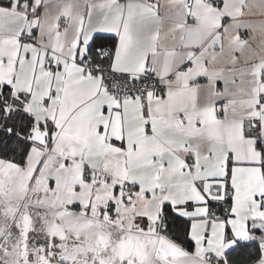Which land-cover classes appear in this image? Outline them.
Segmentation results:
<instances>
[{
	"label": "snow or ice",
	"instance_id": "snow-or-ice-1",
	"mask_svg": "<svg viewBox=\"0 0 264 264\" xmlns=\"http://www.w3.org/2000/svg\"><path fill=\"white\" fill-rule=\"evenodd\" d=\"M0 264H264V0H0Z\"/></svg>",
	"mask_w": 264,
	"mask_h": 264
}]
</instances>
